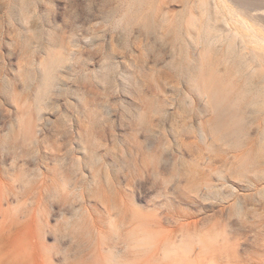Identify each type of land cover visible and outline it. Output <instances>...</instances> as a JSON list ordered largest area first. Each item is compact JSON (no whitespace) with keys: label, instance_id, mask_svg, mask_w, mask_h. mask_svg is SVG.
Returning <instances> with one entry per match:
<instances>
[{"label":"clouds","instance_id":"obj_1","mask_svg":"<svg viewBox=\"0 0 264 264\" xmlns=\"http://www.w3.org/2000/svg\"><path fill=\"white\" fill-rule=\"evenodd\" d=\"M0 264H264V0H0Z\"/></svg>","mask_w":264,"mask_h":264}]
</instances>
